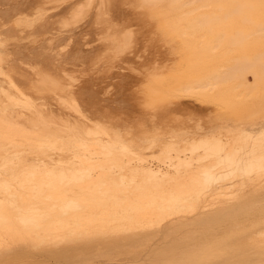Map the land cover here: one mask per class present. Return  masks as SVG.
Returning a JSON list of instances; mask_svg holds the SVG:
<instances>
[{
    "label": "bare ground",
    "instance_id": "1",
    "mask_svg": "<svg viewBox=\"0 0 264 264\" xmlns=\"http://www.w3.org/2000/svg\"><path fill=\"white\" fill-rule=\"evenodd\" d=\"M133 1L135 5L137 4L143 9L146 8V12H144H149L148 15L146 14L147 18L150 14L154 15L156 19L161 18L162 21L154 20L157 26L163 23L161 26H165L169 31V33L166 31L165 33L164 28L161 27L163 29L161 35L163 34L162 36L166 38L169 49H171L167 51L173 52L178 58L180 57L183 63L181 70L176 71V67L173 68L174 70L171 67L172 71H167V69L161 68V70L156 66L160 71L156 68L157 71L152 70L151 73L147 74L148 76L150 74L157 76L160 74L158 72L162 71L160 79L156 76L153 79V81L158 79V81H155L157 83L156 87L154 86L155 91L153 90L158 101L170 100L171 96L178 95L177 97H179L182 94H190L205 100L218 101L229 108L242 109L244 112H248L250 108L255 107L260 102L264 103V53L256 51L258 47H262L260 49L264 48V0ZM103 2L102 0L100 3ZM40 3L38 0H0V157H2L0 160L4 162L3 156L8 158V153L10 152L11 155L12 150H14L18 152H13L17 156L16 160L13 156V158L10 157L17 164V158L20 159L19 167L21 163L28 166L24 170H20V173L16 169L19 168L16 165V173H19H15V175L19 174L18 176H20L18 177L20 181L18 179L16 181L14 177L9 179V172H7L8 177L5 175L7 178H2L6 172L3 173L4 166H2V162L0 163V168L2 166V173L1 171L0 173L3 174L0 175V259L3 256L14 260L17 258L15 251L17 239L15 237L19 228H17L15 222L19 221L23 228L33 230L34 238L40 243V246L35 249L41 248L42 244L55 246L58 248V259L61 260L59 256H62L66 262L70 261V264H86L88 256L91 257L92 254L100 256L116 255L114 256L116 260L119 259L117 257H120L118 255H122L124 258L121 257L115 264H202V262L200 263L201 260H204L203 264L204 262L207 264V261L210 264H264V185L262 186L264 181L260 186L255 187L253 192L250 191L251 193L248 192L247 194L242 191V193L234 195L229 194L228 201L217 205L204 199L207 188L213 180L215 181L216 177L212 173L206 172L207 166L198 165L202 161H206V157L210 156L212 158L217 153L219 154L218 149L222 153L224 151L222 146L225 148L224 145L221 144L223 150L221 148H216L217 152L214 150L215 155L210 150L212 157L209 154V156L204 155V160L201 159L202 156L200 155L203 152L200 153L201 157L195 158L201 159V162L197 163L198 165L195 164L196 160H192L195 163H192L190 159L189 161L185 160L186 162L181 159L179 162L178 159L174 160L176 165L178 162L180 175L171 174L168 172L169 170L166 171L167 169H155L149 162V165L147 164L149 156L145 155L147 158L144 156V150L141 153L138 151V149L143 148L141 147L142 142L140 143L139 136L135 138L137 135L135 136L132 132L133 129H126V126L122 130L120 129L122 127L118 128L115 124L102 122L96 118V115L88 113L91 108L88 106L92 104L88 101V96L92 99L93 94H88V91H84L81 87L76 90V82H73V80L75 81L74 76L67 72H61L64 71V66L61 63L62 59H59L60 62L53 66L51 64L54 57H40L43 55L40 54V62L43 65L41 68L44 69L37 71L38 79L34 80L35 83L32 82L30 88H35V92L40 95L54 92L55 96L62 101L59 103L61 105L63 103V107L57 104L56 100L54 101L57 104L56 106L60 105V107L55 108L52 106L54 104L51 105V103L49 105L46 100L50 99L44 98L46 94L41 96L43 98L37 99L40 98V95L35 97L34 93L32 94L33 91L28 93L29 90H25V86L14 77L16 75L14 73L15 66L10 67L8 65V69L5 68L4 42L5 37L13 28L8 27L9 25L5 27L6 24L11 21L18 23L22 20H24L23 22H29L28 19L30 18L33 24L36 20H45V10L48 8L45 9V6ZM85 3H88V1ZM107 3L109 2L107 1ZM82 8L77 10L76 7L73 10L77 12V17L81 15ZM62 10L59 9V11ZM102 12L107 13L104 10ZM49 13L47 14L49 15ZM30 14H34L35 19L28 18ZM150 20H152V17ZM63 21L66 22L65 19ZM159 21L162 23H159ZM14 22L12 23L15 24ZM48 24L49 22H46V24L43 22L39 29H46L47 31L48 26H50ZM157 26L156 28H158ZM159 30L160 33L161 30ZM50 35L52 36V34ZM51 38L54 39V37ZM60 38L61 36H59ZM63 40L65 41L64 38ZM70 40L69 38V42ZM116 42L120 41L117 40ZM127 43L125 42L124 46ZM62 46L60 49H63ZM119 46L118 48L123 47ZM18 53L20 52L18 51ZM90 53L82 47H75L71 53L67 54L66 52L65 54L69 61L79 60L81 62V60L88 58ZM62 54L60 55L62 56ZM14 59L16 60V58ZM156 65L159 64L156 63ZM13 68L14 71H12ZM10 70L14 73V76ZM152 72L155 73L152 74ZM20 78H23V76ZM149 80L147 83L152 79ZM147 83L145 84L147 85ZM153 83H150V85H154ZM241 87H243V90L239 89ZM150 88L151 91L153 88ZM144 93L145 96L148 95L146 91ZM150 98L146 99L149 101ZM249 98L253 99L254 105L252 107L248 104ZM50 101L52 102V100ZM82 103L86 106H83ZM149 103L147 104L149 105ZM87 109L89 111H86ZM231 126L226 124V127L220 129H230ZM238 126L234 127L238 128ZM143 127L144 125L141 128L143 129ZM95 128L102 129L101 131H104L106 136L101 132L103 136L100 134L101 138H98L100 131H97V134ZM154 128H152L153 130L149 129L152 132ZM241 132L246 136L253 134L252 131L246 128L241 129ZM259 132H264V127ZM159 133L161 134V132ZM224 133L226 134V132ZM224 133H217V136H222L223 141L225 139L223 136L228 135ZM236 134L239 135V133ZM106 137L109 141L105 140ZM219 137L217 140H220ZM208 138L211 141L210 137ZM214 139H216V136ZM203 140L205 139H200V141ZM217 140L214 141L217 142ZM246 141L247 139H245ZM197 142H192L189 147L195 145L196 148V145L199 146ZM218 142L222 143V140ZM161 143L152 144L150 148L157 149ZM211 144H215L216 147V143L211 141ZM164 145L163 148L166 149ZM182 146L184 148V145ZM204 146L202 148H205ZM197 148L195 151H197ZM184 149L178 150L177 147L176 150L178 151L176 152L180 151L181 153L186 150ZM206 149L208 151V148ZM173 150L172 148L171 151ZM195 151L194 153L190 152L191 156H195ZM35 152H37V156H35ZM210 152L208 151V153ZM243 152L244 162L248 161V157H252L250 162L254 158L257 162H261L260 165L264 164V146H262V143L261 146L254 145ZM235 156L236 154L233 157ZM165 158L167 157L165 156ZM188 158L194 159L193 156ZM217 158L215 157V160ZM229 158L236 162V158ZM200 159L197 161H200ZM237 160H240V158L237 157ZM9 161L11 159L7 160L6 163L4 162V168H6V164H12ZM171 161L173 162V160ZM181 161L184 163H180ZM242 161H239L241 165L244 163ZM247 161V164L244 163L246 164L244 168L245 166L247 168L249 164V161ZM12 162L14 163V161ZM10 165L7 168H10ZM260 165L262 171L257 167L259 171L256 169L255 172L254 168V172L258 177L264 176V167L262 168ZM239 166L235 168V172L239 170ZM22 167L26 166L22 165ZM9 168L7 170L11 169ZM244 168L243 171L246 169ZM249 168L246 169L247 172ZM13 169H11V174H14ZM179 171L177 170V172ZM243 171H238V176L243 177L246 174L244 173L246 171ZM250 173L252 174V171ZM12 180H15L16 183L12 184L10 182ZM8 209L15 210L16 216L13 217L8 213ZM38 250L42 251L43 248ZM95 255H92L93 258H91L94 259ZM183 256L187 258H183L185 262L180 260L182 258H179ZM210 256L215 258L213 257V260H210ZM112 257L108 256V260L113 259ZM91 258L90 260H92ZM178 258L180 261L177 260ZM90 260H87V264ZM9 263L19 264L20 261ZM90 263L93 264V261H90ZM98 264L104 263L99 262Z\"/></svg>",
    "mask_w": 264,
    "mask_h": 264
},
{
    "label": "rangeland",
    "instance_id": "2",
    "mask_svg": "<svg viewBox=\"0 0 264 264\" xmlns=\"http://www.w3.org/2000/svg\"><path fill=\"white\" fill-rule=\"evenodd\" d=\"M30 1H33V0H30ZM38 1L41 2L40 3L41 5L45 6L44 7L45 9L48 8L45 10L46 17H44V18H46V19L45 20L42 19L44 24H46V22H49V24H50V26H48L47 31H46V29H44V30L39 29V27H41L40 25L43 24V22L41 20H40L41 24L39 23L40 21H38V20H36L34 22V24H33V22H31L32 20L30 17H32V19H35L34 14L29 15V17H28V18H30V19H28L29 22L27 20H25L27 22H23L24 20H22V21H19L18 23L11 21L8 24H6V26H5V27H7V25H9L8 27L11 26L13 28L9 32L7 37H5L4 50H3V56L5 58V61H4L5 63L4 62L3 63L5 65V68H7V69H8V65L10 67L15 66V71H14V68H13V70L12 69L11 70L14 71V73L16 75L14 76L13 75L14 73L11 70H10V72L12 73V75L15 78H17L25 86L24 87V88H26L25 90H29L28 93L33 91L32 94L34 93L33 95L35 97H38L40 95L39 93L35 92V88H33V89L30 88V87H32V84H33L32 82H34V80L36 81L38 79V72L37 71L44 69V68H41V67H43V65L40 62V57H47V56H48L47 58H49V56H51V58L54 57L53 62L51 64L53 66L57 65V63L60 62V60L62 59L63 61L61 63L64 66L65 72L63 70L62 71L60 70V71L63 73L67 72V73L71 74L72 76H74L75 81L73 80V82L74 83L76 82L75 83V88H77L76 90H78L79 87H81L84 91H88V94L89 93L93 94L92 99H90V97L87 95L88 101L92 103L88 107L92 108L93 106H95L94 108L89 109L90 111L93 110L92 111L93 113L90 112L88 109L86 111H89L88 113L91 115L92 114L96 115V118L102 122L115 124L116 127H118V128L122 127V128H120L122 130L126 126H127L126 129H130V130L133 129L132 132L135 134V136L137 135L135 138H137L139 136L138 138L140 140V143L142 142L141 147H143V148L140 147L141 149H138V151L141 153V151L144 150L143 151V153H145L144 156L145 155L149 156L148 158L145 156L147 158V160L149 159L147 161V164L149 162V164L153 168H155V169L161 168L163 170L167 169L166 171L169 170L168 172H170L171 174L174 173V174L180 175V173H181L179 171L180 167L177 166L180 159L182 161H185V160L189 161V159H190V161L196 160L195 161L196 163L194 161H192V163L194 162L195 164H197L198 162L199 163L201 162V159L204 160L205 156L211 155V157H212L210 150L213 153L214 150L215 151L217 150L216 148H221V146L224 145L225 148L222 146V148L224 149V151H222V153H220L221 150L218 149V151H219V154L217 153L218 156L215 155L217 152L216 151L215 153H213V155H215L214 157H212V158H210V156L206 157L207 158V159H205L206 161H202L200 164L198 163L199 165L197 164L198 166H202V167L207 166L206 172L208 171V173H212L216 177L215 181L213 180L212 183L207 188V190L205 192L206 196L204 197V199H207V200H209L210 203L217 205V204H220L222 202L228 201L229 196L232 194L234 195V194L242 193V191H245L248 194V192L249 193L253 192V189L255 187H258L261 185L262 181H264L263 180L264 176L258 177V175L255 174L256 169H257V167H259L261 162H257L256 159H254V158H253L254 163L252 160L250 162V159L252 157L247 158L249 162L245 159L249 163L247 165V168H246V166H245V168L247 170L249 167L251 168V169L249 168V171L247 172V170L244 168V165H246L247 163H246V161L244 162L243 158H245V156L243 154L244 153L243 151H245L246 149L248 150V149L252 148L254 145L255 146H258V145L261 146V143H262V146H264V132H259V131L263 130V127H264V103L260 102L262 105L259 103L255 107H252L254 104H253V99L251 100L250 99L251 97H250L249 98L250 100H248V99L247 100H248L249 106L252 108H250L248 110V112H246V111L244 112L242 109L238 110V109L229 108L221 102H218V101L216 102L213 100H211V101L205 100L203 98H200V97L195 96V95H190V94L189 95L188 94H182V95H179V97H177L178 95H176L175 97L171 96L169 98L170 100L162 101V102L157 100V98H156L157 95L154 94V91H155L154 88L156 87L155 85H157V83L155 81H158V79H155L153 81L154 76H156L153 74L155 72H152L153 76L151 74L148 76L147 74L151 73L152 70L157 71V69H158L160 71L161 68L167 69V71H172V69L174 67H176L175 68L176 71L181 70L183 68V65H182L183 63L181 61V58L180 57L178 58V56L175 55L173 52L167 51V50H171V49H169L170 48L169 43H167L166 38H164L162 36L163 34L161 35V33L163 31L164 32L166 31L169 33V31H167V28L165 26L164 27L161 26V25H163L162 22L159 21V23H162V24H160V25L158 24V26L155 23V20H157V19L161 20V18L159 19V17H158L156 19V17H154V15L150 14L149 17L150 18L152 17L153 21L150 20L149 17L147 18V15H148L147 13H149V12L145 13L146 8L143 9V7L137 6V4L135 5L133 0H103L104 1L103 3H100V2H102V0H94L92 2H91V0H84V1H82V0H65V1L64 0L63 1L62 0H42L43 2L41 0H38ZM87 1H88V3H85ZM107 1L109 3H107ZM64 3H66V4H64ZM78 4H80L79 7H78ZM81 5L84 9L81 7ZM103 5H104V7H103ZM61 6H63V7H61ZM74 6L77 7V10H79V8H82V13L78 17L76 16L77 12L73 11L76 9V7H74ZM130 6H131V8H130ZM90 7H91V9H89ZM59 9L60 10L63 9V10L59 11ZM103 10L105 12H107L108 14L103 13L102 12ZM57 11H58V13H57ZM67 11H68V13H67ZM70 11H73L75 14L73 12H70ZM47 13H49L50 16ZM57 15H58V17H57ZM53 17L55 18L56 21L54 20ZM50 18H51V20H50ZM64 19L66 20V22L68 20V22L64 23V21H63ZM12 22H14L15 24H13ZM59 22H60V24H59ZM69 22H70V24H69ZM51 23H52V26H51ZM134 24H135V26H134ZM156 26L161 30L160 33L158 32L159 29L156 28ZM35 27H38V28H35ZM51 27H53V28H51ZM65 27H66V29H64ZM161 27L164 28V30L161 29ZM43 31H44V33H43ZM46 32H48V33H46ZM63 32H65V33H63ZM165 33H164V35H165ZM50 34H52V36ZM63 34L64 35L67 34V35L64 36ZM111 34H115V35L112 36ZM59 36H61L60 39H59ZM49 37H50V39H49ZM51 37H54V39ZM55 37H57L59 40ZM63 38L65 39V41L63 40ZM69 38L71 39L70 42H69ZM51 39H53V41H51ZM117 40H119L120 42H116ZM123 41H124V43L128 42L127 45L124 46V43L122 44ZM55 43H57V44H55ZM62 44H64V45L62 46ZM84 44H85V46H84ZM87 44H90V45H87ZM119 45L123 46V47H120ZM61 46L63 47V49L65 48L64 51H63V49H60ZM118 46L120 48H118ZM75 47H82L84 50L90 51L91 53H90V55H88V58L81 60V62L79 60L69 61L68 57H66L67 55L65 53L66 52H67V54L69 52L71 53L73 48H75ZM66 48H68V49H66ZM260 48H262V47H258L257 48L258 50H256V51L258 53H260V52L264 53V48L263 49H260ZM120 49H122V50H120ZM18 51L20 53H18ZM58 52L60 54H62V52H64L65 55L62 54V56H61ZM170 53H172V54L168 55ZM40 54L41 55L43 54V55L40 56ZM12 58L13 59L16 58V60L14 59L16 62ZM173 60H175V61H173ZM11 61H14V62H11ZM7 62H8V64H7ZM155 62L159 65H156ZM166 63H168V64H166ZM175 63H177V65H175ZM153 65H154L153 68L155 70L152 68ZM161 65H163V66H161ZM173 65H175V66H173ZM156 66H158L160 69ZM136 67L139 69H137ZM171 67H172V69H171ZM47 70H49V69H47ZM149 70H150V72H148ZM163 72H165V70H163ZM158 73H160V74H158L159 76L157 75L156 78L160 77V75L162 74V71L158 72ZM156 74H157V72H156ZM22 76H23V78H20ZM150 76H151V78H150ZM24 78H27V79H24ZM149 79L150 80L152 79V80L150 81ZM148 80L150 81V82H148L149 84L147 83ZM28 83H29V85L31 84V86H29ZM145 83H147V85ZM150 83H153L154 85H152V84L150 85ZM25 84L28 85L29 88L26 87ZM147 86H150L153 89L150 91L151 88L147 87ZM111 87H113V88H111ZM110 88H111V90H110ZM239 89L243 90V87H241ZM145 91L148 94L146 96L144 93ZM45 94H46V96H45ZM45 94L40 95V98H37V99H41V98H43L41 96H45L44 98L47 97L46 99L49 98L50 100H52V102L50 100H46L47 102H49V105L51 103V105L54 104L52 106L55 108L60 107L61 104L59 102H62V101L59 100L55 96L54 92L53 93L47 92ZM147 96L149 98L151 97L149 99V101H148V99H146V98H148ZM55 98L58 99V102H57V99H55ZM54 101L60 105L56 106L57 104H55ZM148 102H150L149 105L147 104ZM159 102H161V103H159ZM62 105H63V103H62ZM62 105H61V107H63ZM82 105L86 106V104H84V103H82ZM250 110H252V111L250 112ZM236 111H237V113H236ZM91 115H89V116L92 117ZM243 115H244V117H243ZM245 116H246V118H245ZM93 118H95V117H93ZM176 121H177V123H176ZM122 124H124L125 126ZM226 124H227V126L232 125L231 126L232 128L226 129V130L220 129V128L226 127ZM143 125H144V127L142 129L141 127ZM236 125L237 126L239 125L238 128L234 127ZM145 126H148V127H145ZM100 127H102V126H100ZM98 128H95V129H97L96 133H97V131H100L99 134L97 133L98 136L101 134V132H103V134H104V131H101L103 129V127H102V129L100 128L101 130H99ZM149 128L151 130H153L152 128H154V131L151 132ZM214 128L215 129L217 128V129L215 130ZM245 128L249 131H252L253 134L251 133L250 135H247V136H246V134H243L241 132V129H245ZM147 129H149V130H147ZM157 130H158V132H157ZM147 131H149L150 133ZM236 131H238V132H236ZM159 132H161V134ZM221 132L222 133L226 132V134H228L227 136H223V138L226 139V140L224 139V141H223V139H221V137H222L221 135H220L221 137H219V135L217 136V133L219 134ZM232 132H234V133H232ZM236 133H239V135H237ZM155 134H157V135H155ZM104 135L106 136V134H104ZM141 135H143V136H141ZM144 135L145 136L149 135V136H153V137L155 135V137L149 138V136L145 137ZM101 136H103V135L101 134ZM101 136H99L98 138H101ZM213 136H214V138L216 136V139H214V138L211 139V137H213ZM107 137L105 138V140L107 139V141H109ZM208 137H210V140L212 141V143H216V147H215V144L214 145L211 144V141L208 140L209 139ZM218 137L220 138V140H222V143L218 142V141H220L219 139L217 140ZM248 137L250 138V140H248L249 139ZM203 138L205 139V140H203L204 142L200 141V139L202 140ZM245 139H247L246 142H245ZM262 139H263V142H262ZM214 140H217L218 144ZM160 142H162V143H161L160 147H158L157 149L150 148L152 144H155V143L160 144ZM192 142H197L199 144V146L196 145V148L198 147L197 151H195L196 150V148L194 147L195 145L193 147L191 146L192 149L189 147V144H192ZM199 142H201V143H199ZM209 142H210V144H209ZM135 143H137V142H135ZM186 143L188 144V146ZM197 143H195V144H197ZM245 143H247V144H245ZM201 144H202V146H201ZM163 145L165 146L166 149L163 148ZM182 145H184V148L186 150L183 148ZM204 145H206V146H204ZM208 145H209V147H208ZM211 145L214 147H212ZM218 145H220V146H218ZM171 146L174 149L173 151H171V149H172ZM176 146L178 147V150L184 149L185 151H182L181 153H180V151L176 152V151H178V150H176L177 149ZM203 146L205 148H202ZM206 148H208V151L210 153H208ZM240 148H241V150H240ZM201 149H203V150L205 149V150L203 151ZM232 149H233V151H232ZM190 150L191 151L193 150L192 151L193 153H194V151L196 152L195 156L192 155L194 157V159L188 158L189 156L192 157L191 156L192 152ZM12 151L15 152L14 150H12ZM149 151H151V152H149ZM160 151H161V153H160ZM13 152H11V155L9 154L10 152L8 153V155H9L8 158L3 156V160L6 163L7 160L11 159V161H9V162H11L13 165L12 164L11 165L6 164V165L7 166L10 165V168L13 166L11 169L14 168L13 169L14 174H11L12 171L9 167L8 168L10 170H7L8 169L7 166H6V168H4L5 164L2 160H0V163L2 162L1 164H2V166H4L3 167V173L6 172V174H4V176H2V178H7L8 177L7 175L9 174L10 175L9 179H13V177H14V178H16V181H17V179H18V181H20V178H18V177H20V176H18L19 174L17 176L15 175V173H16L15 167H17V166L19 167V163L21 161H19L20 159L17 158L18 164L15 162L17 156L14 155ZM236 152L239 154L237 155ZM15 153H18V152H15ZM200 153H202V154H200ZM162 154H164V155H162ZM220 154H222V155H220ZM234 154H236L235 157H233ZM8 155H6V156H8ZM240 155H241V157H239ZM10 156L11 157L13 156L15 160H13L12 159L13 157L11 158ZM35 156H37V152H35ZM165 156L167 158L164 159ZM176 156H177V158H175ZM223 156H225V157H223ZM196 157H201V159L200 158L195 159ZM215 157L216 158L219 157V158H217L218 160L216 159L217 163H216ZM229 157H231L233 159L236 158V160H235L236 162L232 161V159H230ZM237 157H238V159L240 158V160H237ZM0 158L2 159V157H0ZM4 158L7 160H5ZM199 159H200V161H197ZM171 160H173V162ZM174 160L178 161V162L176 161L177 165H176ZM221 160L223 161V163ZM12 161H14V163ZM165 161H167V162H165ZM182 161L180 163L183 164L184 162H182ZM239 161H242V163L244 162L246 164L243 163V165H241V162H239ZM21 164H20V167H22V165L26 166V167H22L21 169H20V167L16 168V169H18L19 172H20V170H22V169L24 170L25 168L28 167L25 164H22V165ZM161 164H162V166H161ZM173 164L176 167H174ZM233 164H236L237 166L240 167V168H238L239 172L243 171L242 169L244 168L245 169L244 171H246V172H244V171L243 172L246 174L248 173V174L246 175L242 172L244 174V175L241 174V175H243V177L238 176L239 172L238 171L235 172L236 171L235 168H237V166H235V165L233 166ZM32 165H34V164H32ZM32 165H29V166H32ZM263 165L264 164L262 163V165H260V166L263 168L264 167ZM2 166H1V168H2ZM241 166H242V168H241ZM177 167H178V169H177ZM1 168H0V171L2 173ZM173 168L176 170L174 171ZM254 168H255V172H254ZM172 169H173V171H172ZM208 169H210V170H208ZM220 169H222V170H220ZM258 169H260V167ZM258 169H257V171H259ZM177 170L179 172H177ZM260 170L262 171V169H260ZM250 171H252V174L250 173ZM7 172H9V173L7 174ZM19 172H17V173H19ZM1 173H0V175H3ZM5 175L7 177H5ZM228 176H229V178H228ZM16 181L12 180L10 182L12 184H14V183H16ZM224 183H225V185H224ZM263 185H264V182L262 183V186ZM218 191H220V192H218ZM206 193H208V194H206ZM221 194H222V196H221ZM7 212L10 213L13 217L16 216L15 210L8 209ZM253 221H256V220H253ZM254 223L256 224V222H254ZM15 224H16L17 228H19L18 232L16 234L17 236L15 237L17 239L16 245H15V251L17 253L16 254L17 258H15V260L16 261L19 260L20 261L19 264H70L69 263L70 261L66 262L62 256L60 257L58 255L59 258H61V260L58 259V257H57L58 248H56L55 246H47L45 244H42L41 245V248H43L42 251L38 250L41 248L35 249L37 246L38 247L40 246V243L37 239L34 238L33 230L28 229V228H23L22 224L19 221H16ZM92 255H95V254H92ZM92 255H91V257H92ZM99 256L100 255L96 254L94 257L97 259L94 258L95 259L94 260V259H92L93 257L91 258L89 255L88 259L90 260V258H91L92 260H90V261L91 262L93 261V264L94 263L98 264L99 262H102L104 264H115L122 257V255H118L120 257H117L119 259L116 260V257L114 258V256H116V255H107V256L103 255L100 257ZM108 256L109 257L113 256L112 257L113 259L109 258L111 260H108ZM102 257H104V258L102 259ZM213 257L214 256H210L209 259L213 260ZM122 258H124V257H122ZM179 258H182L180 260L185 262V260H183L184 256L179 257ZM179 258L177 259L178 261H180ZM105 259H107L108 261ZM184 259H187V258H184ZM204 259H206V258H204ZM209 259L207 258V260H209ZM9 260H12V261H9ZM15 260L12 258H8V257L5 258L3 256V258L0 259V264H7L9 262L16 263ZM87 260H86V264L88 263ZM7 261H9V262H7ZM90 261H89V264H91ZM109 261H111V262H109ZM203 261L204 260H201L200 263L202 262V264H203ZM197 262H199V261H197ZM209 262H211V261H209ZM82 264H84V263H82ZM204 264H206V263L204 262ZM207 264H210V263H208V261H207Z\"/></svg>",
    "mask_w": 264,
    "mask_h": 264
}]
</instances>
